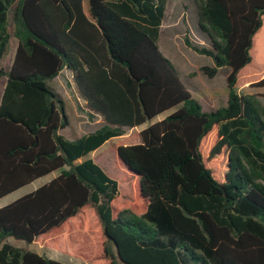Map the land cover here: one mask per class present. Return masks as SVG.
<instances>
[{
  "label": "trees",
  "instance_id": "16d2710c",
  "mask_svg": "<svg viewBox=\"0 0 264 264\" xmlns=\"http://www.w3.org/2000/svg\"><path fill=\"white\" fill-rule=\"evenodd\" d=\"M194 1L210 46L188 34L185 44L214 60L201 67L207 77L229 67L227 104L213 110L159 47L168 0H0V60L11 15L17 38L11 66H0V199L58 172L0 207V241L54 244L95 209L105 264L114 251L125 264H264V104L236 87L240 77L264 87L251 67L264 0ZM64 69L104 120L74 140L60 133L70 120L49 85ZM144 124L140 142L115 146L139 180L116 206L118 180L88 155ZM0 264L65 263L4 243Z\"/></svg>",
  "mask_w": 264,
  "mask_h": 264
},
{
  "label": "rangeland",
  "instance_id": "374dc122",
  "mask_svg": "<svg viewBox=\"0 0 264 264\" xmlns=\"http://www.w3.org/2000/svg\"><path fill=\"white\" fill-rule=\"evenodd\" d=\"M168 27L171 30L173 28L177 35L169 34L167 36ZM9 31L11 33L9 49L4 58L0 60V66H4L6 69L11 66L17 45V38L13 35L14 25L12 15L10 16ZM185 34H188L191 40L196 44L210 46L208 38L204 34L203 36L199 30L198 14L193 0H170L167 16L165 17V26L161 34V43L164 44L166 42L167 49L174 55V62H176L180 69L183 80L205 110H213L226 105L229 96L227 84L229 67L220 68L218 74L214 78L207 77L202 72L201 67L203 65H214V60L188 47L184 42ZM260 39L261 51L259 53H257L256 50L252 52L254 61L251 63V67L254 69L256 75L253 78L264 74V30L261 31ZM256 45L257 42L255 46ZM70 75L71 73L69 70L64 69L57 77L50 79V85L59 92L62 98L64 97L66 111L68 112L73 126L77 130L78 128L81 129L84 127V124L80 122L81 120H79L77 116V110L74 105V100L72 99V97H74V99L77 97V89ZM262 78H264V75ZM5 81L6 78H3L0 82V97ZM250 83L252 82H248L245 85V80L240 77L236 87L241 93L258 94L260 100L264 104V87L249 86ZM82 103H84L83 100ZM85 108V104H83V107L80 104L78 105V110L81 111L80 114H82L81 117L83 120L89 119L94 122L98 119V116H90ZM173 110L174 109L164 112L153 119V121L166 117ZM138 131V129H127L125 135L108 140L89 155L109 176L118 180L120 194L116 200V206L126 205L133 200L134 191L139 185V180L127 175L123 164L119 160L115 146L140 142L139 135L137 141ZM69 132H73V129L69 128ZM37 183H40V180L1 199L0 206L21 196ZM93 211L96 219H94L93 212L90 211L87 220H85L84 224L82 223L83 227L75 221L69 223L66 226L67 229L64 227V229H66L65 233L54 244L50 241L49 237H44L37 242L29 243L9 236L0 241V246L4 243H10L16 247L36 252L42 256L58 260L65 264H105L100 258L102 247L96 231L98 215L95 209H93ZM114 257V259L109 257L110 260H114V264H125L118 258L115 251Z\"/></svg>",
  "mask_w": 264,
  "mask_h": 264
},
{
  "label": "crops",
  "instance_id": "0c3cea01",
  "mask_svg": "<svg viewBox=\"0 0 264 264\" xmlns=\"http://www.w3.org/2000/svg\"><path fill=\"white\" fill-rule=\"evenodd\" d=\"M169 1L170 0H168V5H167V9H168V6H169ZM193 2L195 3V1L193 0ZM195 7H196V10H197V6H196V3H195ZM167 9H166V16H167ZM165 16V17H166ZM164 26H165V19H164V21H163V24H162V26H161V34H162V32H163V29H164ZM160 34V39H159V47H160V49H161V51L163 52V54L166 56V57H168L173 63H174V65L176 66V68L178 69V71H179V73H180V75H181V71H180V69L178 68V66H177V64H176V62H174V55H173V53L170 51V50H168L167 49V44H166V42L164 43V44H162L161 43V37H162V35ZM169 34H171V35H177V33L176 32H174V29L172 28V30L168 27V33H167V36L169 35ZM202 34V33H201ZM203 35V34H202ZM204 36V35H203ZM171 38V37H170ZM63 71V70H62ZM62 71L60 72V74L62 73ZM70 73H71V77L70 78H73V74H72V72L71 71H69ZM66 76H68V75H66ZM182 77V76H181ZM183 79V78H182ZM184 81V80H183ZM73 82H74V80H73ZM185 82V81H184ZM186 84V83H185ZM49 85H50V82H49ZM74 85H75V83H74ZM187 85V84H186ZM51 87H52V85H50ZM75 87H76V85H75ZM187 87H188V85H187ZM53 88V87H52ZM54 89V88H53ZM77 89V88H76ZM189 89V88H188ZM55 90V89H54ZM56 91V90H55ZM57 92V91H56ZM58 94H59V92H57ZM60 95V94H59ZM61 96V95H60ZM64 98V97H63ZM62 98V99H63ZM72 99L74 100V105H75V107H76V110H77V116H78V118H79V120H81L80 122H82L84 125V127H82L81 129L80 128H78L77 130L75 129V127L73 126V123H72V121L70 120V117H69V115H68V112L66 111V113H67V115H68V117H69V120H70V125L69 126H67V127H65V128H63V129H61L60 130V133L62 134V135H64L66 138H68V139H70V140H74V139H78V138H80V137H82V136H84V135H86V134H89V133H91V132H94L96 129H98V128H100L103 124H104V120H103V116L100 114V113H98V112H94L93 110H91L88 106H87V102H86V99L84 98V97H82V95L80 94V92L78 91V89H77V97H75V99H74V97H72ZM64 100V99H63ZM82 100H83V102L84 103H82ZM64 102H65V100H64ZM80 104L82 107H83V104H85V106H86V110L88 111V113H89V115L91 116V113H94V115L95 116H98V119H96L94 122H92V121H90L88 118V120H83L82 119V114H80L81 113V111H79L78 110V105ZM65 110H66V105H65ZM91 122V123H90ZM146 125L144 124V125H141V126H137V127H135V128H132V130H134V129H138L139 131H138V133L140 132V130L141 129H143L144 127H145ZM69 128H72L73 129V132H69ZM127 129H129V128H126V130ZM137 141H138V134H137ZM94 152V151H93ZM91 154V153H90ZM89 156V155H88ZM90 157V156H89ZM82 159H80V161H81ZM58 174V172H54V173H51V174H49V175H46V176H44V177H41V178H39V179H37V180H40V183H37L35 186H33V187H31L27 192H25V193H23L21 196H23V195H25V194H27V193H29V192H31V191H33V190H35L36 188H38L39 186H41L42 184H44V183H46V182H48V181H50L52 178H54L56 175ZM37 180H35V181H37ZM35 181H33V182H35ZM32 182V183H33ZM31 184V183H30ZM30 184H28V185H30ZM27 186V185H26ZM25 187V186H24ZM23 188V187H22ZM21 189V188H20ZM19 190V189H18ZM17 191V190H16ZM16 191H14V192H16ZM14 192H12V193H14ZM12 193H10V194H12ZM10 194H8V195H10ZM7 195V196H8ZM7 196H5V197H7ZM21 196H19V197H21ZM5 197H3V198H5ZM19 197H17V198H19ZM3 198H1V199H3ZM17 198H15V199H13V200H11L10 202H8V203H6V204H4V205H2V206H5V205H7V204H9V203H11L12 201H14V200H16ZM0 199V200H1ZM2 206H0V207H2Z\"/></svg>",
  "mask_w": 264,
  "mask_h": 264
},
{
  "label": "water",
  "instance_id": "95a60500",
  "mask_svg": "<svg viewBox=\"0 0 264 264\" xmlns=\"http://www.w3.org/2000/svg\"><path fill=\"white\" fill-rule=\"evenodd\" d=\"M83 97V96H82Z\"/></svg>",
  "mask_w": 264,
  "mask_h": 264
}]
</instances>
